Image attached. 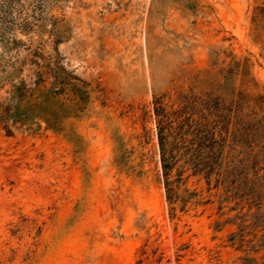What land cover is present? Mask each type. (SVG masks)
<instances>
[{
    "label": "rangeland",
    "instance_id": "obj_1",
    "mask_svg": "<svg viewBox=\"0 0 264 264\" xmlns=\"http://www.w3.org/2000/svg\"><path fill=\"white\" fill-rule=\"evenodd\" d=\"M262 3L15 0L18 58L58 56L90 103L60 132L0 126V264H264V121L237 96L244 64L264 94Z\"/></svg>",
    "mask_w": 264,
    "mask_h": 264
},
{
    "label": "trees",
    "instance_id": "obj_2",
    "mask_svg": "<svg viewBox=\"0 0 264 264\" xmlns=\"http://www.w3.org/2000/svg\"><path fill=\"white\" fill-rule=\"evenodd\" d=\"M14 2L0 0V91L4 90L6 95L0 100V126L7 134H12L14 129L32 135L49 130L60 132L68 119L78 117L87 109L90 103L89 84L68 71L58 56L44 58L27 47L25 51L30 57L18 58L23 42L15 38L14 32L18 29L25 32L28 21L24 19L19 22L13 16ZM258 16L264 17V0L256 8L254 18ZM10 52L15 56H6ZM242 68L247 71L243 74L246 79L237 96L242 103L244 116L264 121V94L256 93L258 86L250 77L248 67L244 64ZM154 115L159 118L157 125L166 200L172 206L170 214L173 216L177 194L169 175L175 155L169 150L171 144L168 140L179 127L160 99L154 100ZM175 139L176 145L185 143L181 133ZM201 139L207 141L204 136ZM201 144L204 146L205 143Z\"/></svg>",
    "mask_w": 264,
    "mask_h": 264
}]
</instances>
